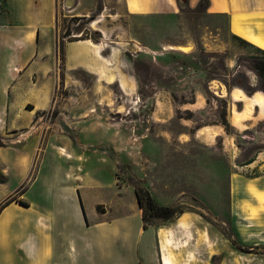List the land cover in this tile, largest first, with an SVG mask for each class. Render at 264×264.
<instances>
[{"label": "rangeland", "instance_id": "1", "mask_svg": "<svg viewBox=\"0 0 264 264\" xmlns=\"http://www.w3.org/2000/svg\"><path fill=\"white\" fill-rule=\"evenodd\" d=\"M155 2L18 0L20 12L34 18L30 29L38 30V47L49 37L50 74L56 68L59 80L52 108L37 116L42 124L10 140L24 144L37 136L40 141L51 136L53 142L61 137L70 150L78 148V138L83 150L84 144H94L86 150L92 157L86 166L98 186L88 201L90 212L94 202L110 218L134 216L138 185L161 206L187 214L183 226H177L179 215L149 227L162 234V252L172 239L175 264H264V188L256 187L264 182V115L254 108L247 119L246 104L232 99L234 90H243L231 85L246 75L257 86L256 76L238 60L260 54L232 33L231 14L234 7L252 2L250 11L242 10L251 13L264 0H210L209 10L201 12L200 0H165L157 11ZM214 2L231 14L214 11ZM99 4L98 25L75 20L90 18ZM79 28L80 34L75 32ZM67 29L71 35L64 37ZM77 40L87 55L101 44L110 61L97 56L102 74L66 72L60 44ZM39 74L31 80L42 82ZM238 113L242 129L233 125ZM239 178L252 184L236 194ZM184 244V250L175 249ZM144 260L135 263L158 264L154 252Z\"/></svg>", "mask_w": 264, "mask_h": 264}, {"label": "crops", "instance_id": "2", "mask_svg": "<svg viewBox=\"0 0 264 264\" xmlns=\"http://www.w3.org/2000/svg\"><path fill=\"white\" fill-rule=\"evenodd\" d=\"M165 4V0H157L152 7L157 11ZM247 5L234 7L232 14L219 2H214L212 9L229 11L231 31L240 36L233 31L239 16L247 29L258 30L264 25V2L257 3L253 12L243 13L242 10L250 11L253 3ZM137 10L135 6L133 11ZM127 12H132L130 5ZM26 16L20 12L18 0H0V138L9 141L6 147H0V178L5 179V183H0V205L12 198L28 204L25 207L14 202L0 213V264H136L139 258L145 261L153 252L158 264H163L159 231L143 229L137 200L134 216L120 214L110 218L108 213H99L100 203L94 202L90 212L88 201L98 186L92 169L86 166L92 160L86 150L94 144H84L87 148L83 150V140L78 138V148L70 150L61 137L53 142L51 136L42 141L37 136L24 144L10 140L34 127V123L35 127L42 124L37 116L52 108L59 80L56 68L50 74L49 37L38 47V30L34 33L30 29L34 18ZM81 46L78 41L66 42V72L102 74L99 61L110 63L102 54L104 50L100 59L95 54H84ZM53 51L56 56L55 48ZM36 74L42 82L31 80ZM13 180L16 185L11 187ZM234 184L238 194L252 183L239 178ZM256 187L264 188V182Z\"/></svg>", "mask_w": 264, "mask_h": 264}, {"label": "trees", "instance_id": "3", "mask_svg": "<svg viewBox=\"0 0 264 264\" xmlns=\"http://www.w3.org/2000/svg\"><path fill=\"white\" fill-rule=\"evenodd\" d=\"M211 2L210 0H200L197 10L199 12L208 11L210 8ZM102 11V6L99 4L97 7V12L92 15L90 18H76L77 22H83V25H89L92 21H95L97 16L100 15ZM75 32L78 34L82 33V28L76 29ZM71 31L69 29L66 30L64 37L70 36ZM237 37V36H235ZM239 37V36H238ZM237 37V38H238ZM85 40V39H80ZM77 40V41H80ZM244 40V39H243ZM95 42H98L94 39ZM246 41V40H245ZM259 55L251 56L249 58L240 57L238 60V66L242 67L245 66L247 70L252 72L257 78V86L252 87L249 79L246 75H241L238 78H235L232 81L233 86L242 89L246 95L249 97H253L256 93L261 92L264 94V51L261 49L259 50ZM60 54L65 55V43L63 41L60 44ZM246 63V64H244ZM223 66L226 70L224 61ZM242 79V84H237ZM227 89L230 88V85L225 83ZM224 125L227 127L226 120ZM5 140L0 138V147H5ZM250 162L248 165L252 164ZM0 183H5V179L0 178ZM134 192L137 200V204L139 209L142 212V222H143V229L148 230L149 227L152 225L153 221H170L176 218L179 215H183L182 212H177L175 209L170 207L161 206L158 202L153 198V196L145 189L139 187L138 185L134 186ZM17 202L22 206L28 207V204L22 201H18L15 198L9 199L8 201L4 202L0 205V213L11 203Z\"/></svg>", "mask_w": 264, "mask_h": 264}, {"label": "bare ground", "instance_id": "4", "mask_svg": "<svg viewBox=\"0 0 264 264\" xmlns=\"http://www.w3.org/2000/svg\"><path fill=\"white\" fill-rule=\"evenodd\" d=\"M242 18H243L242 16H239L236 18V21L233 24V31L235 33H237L238 35H240L241 38L243 37L242 39H248V40H246L247 42L250 41L251 43H253L252 45L256 46L257 48L259 47V49L264 50V25H260V28L258 30L247 29L241 24V22L243 21ZM100 22H102V21L97 20L92 25H94V26L98 25ZM88 42H90V41H88ZM96 47L97 48H96V50H94V53L96 56L100 57L101 53L103 51L102 46L96 45ZM180 50H182L184 52L187 51V49L184 47H180ZM232 99H233V101H235L237 103L246 104L247 110H246L245 114L246 113L247 114L245 115V117L247 119L252 118L254 108L260 109V112H259L260 116L264 115V94L263 93L258 92L253 97H249L248 95H246L241 90H234L232 92ZM240 116H241V114L238 113V115L236 116V119L233 123L234 127H236L237 129L243 128V125H242L241 120L239 118ZM235 189H236V185L234 184V190ZM236 194H237V192H236ZM186 221H187L186 216H185V218L182 217L177 226L180 227V226L185 225ZM159 235L162 236L161 233ZM171 240L172 239H168V241H167L168 244L164 243V245H163L164 249L166 250V251L163 250V257H162L163 264H175V262L177 261L176 256L173 253L169 252V248H170L169 246H171L173 243ZM166 246H168V247H166ZM175 246H177V245H175ZM185 247H188V245L184 244L183 247L179 246V247H176L175 249L178 248L179 251H182V250H184Z\"/></svg>", "mask_w": 264, "mask_h": 264}]
</instances>
